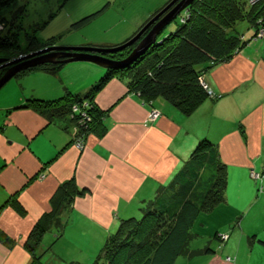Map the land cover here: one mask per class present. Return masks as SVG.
<instances>
[{
  "label": "crops",
  "instance_id": "obj_1",
  "mask_svg": "<svg viewBox=\"0 0 264 264\" xmlns=\"http://www.w3.org/2000/svg\"><path fill=\"white\" fill-rule=\"evenodd\" d=\"M253 32L254 28L240 32L246 41L239 50L202 70V79L213 95L191 114L161 97L151 103L144 101L124 79L111 78L95 97L104 111L106 131L101 136L88 133L82 148L71 142L72 124L48 122L38 110L20 105L28 97L55 98L66 89L84 92L97 79L93 67L77 65L78 79L69 82L61 75L39 70L16 77L18 81L3 87L0 205L16 193L25 214L9 204L1 207L0 229L14 243L7 246L0 241V264H40L24 248V239L50 208L54 189L71 177L88 191L76 196L70 209L61 213V230L54 225L46 230L38 248L39 260L45 264H91L120 219L136 215L159 185L169 183L201 137L216 144L218 158L227 167L221 203L236 211L264 203V192H256L261 183L264 187V36L250 38ZM84 68H90L91 76ZM153 107L160 114L148 120ZM251 171L261 173L262 180L254 178ZM38 172L43 176H36ZM202 173V178H207L210 170Z\"/></svg>",
  "mask_w": 264,
  "mask_h": 264
},
{
  "label": "trees",
  "instance_id": "obj_2",
  "mask_svg": "<svg viewBox=\"0 0 264 264\" xmlns=\"http://www.w3.org/2000/svg\"><path fill=\"white\" fill-rule=\"evenodd\" d=\"M15 1L0 0V10ZM169 1L156 9L125 40L135 35ZM98 12L85 16L74 24L83 23ZM177 15L179 23L173 30L164 32V25L134 61L123 67L106 66L104 73L84 92L66 89L55 98L28 97L20 106L38 110L48 122L65 120L68 125L74 119H81L73 126L76 125L82 134L91 132L101 136L106 131L104 111L97 105L95 97L106 82L118 76L126 81L134 93L142 96L144 101L151 103L154 98L161 97L183 113L191 114L209 96L199 78L202 70L229 59L245 43L240 32L230 33L238 21L247 20L254 31L257 26L264 25V0L253 4L246 0H191L173 18ZM6 25V18L0 14V56L9 57L19 52L21 46L17 40V31L9 28L7 32H2ZM149 28L150 26L140 37ZM253 34L250 38L254 37ZM34 41L35 37L31 40V46L35 45ZM135 45L136 42L121 50L102 54L116 60L123 59ZM104 46L113 44L100 47ZM63 64L64 62L40 63L16 72L13 77H20L30 70L56 74ZM74 105L77 106L76 110H73ZM80 137L82 140L86 139L84 135L82 137L80 134ZM205 168L210 173L207 178H202L200 174ZM256 179L261 181L262 174L259 173ZM226 185L227 167L218 158L216 144L207 137H201L169 183L159 185L154 197L142 205V216L120 219L115 230L105 237L91 264H99L98 258H102L104 264H176L178 255L192 257L201 253L213 254L215 250L209 246L194 249L190 247V241L196 235L192 231V225L200 212L210 211L225 200ZM260 189H263L262 183ZM87 191V188L78 187L73 177L57 186L50 197V209L33 223L23 242L33 261L45 264L39 260L38 254L44 233L52 224L61 230V213L70 209L76 196ZM5 204L11 205L18 213L25 214V208L16 197L9 196L0 207ZM0 241L7 246L14 243L1 229Z\"/></svg>",
  "mask_w": 264,
  "mask_h": 264
},
{
  "label": "rangeland",
  "instance_id": "obj_3",
  "mask_svg": "<svg viewBox=\"0 0 264 264\" xmlns=\"http://www.w3.org/2000/svg\"><path fill=\"white\" fill-rule=\"evenodd\" d=\"M167 1L16 0L10 6L5 5V7H2L0 14L6 18L7 22L6 28L2 32H7L9 28L12 31H17V40L21 50L15 55L12 54L9 57L4 55V57L9 60L51 45L94 44L101 46L120 44L126 41L125 38L132 34L144 20ZM97 11L99 12L89 20L74 24V22ZM12 23L14 24L13 27ZM178 23L179 15L172 18L163 31L173 30ZM251 26L247 20H241L236 23L233 30H230V33H246L251 31ZM33 37H35L33 42L35 45L31 46ZM77 65H90L93 67L96 78H99L105 70L104 66L93 61L72 60L64 62L56 74L65 77L68 82L77 80L80 72ZM97 69H102V73H97ZM3 70L4 68H0V76L4 73L5 70ZM84 70L86 74L91 76L90 68H84ZM32 71L39 70H30L22 76L28 75ZM199 78L202 79L201 74ZM16 81H18V78L11 77L0 87V90ZM208 95H213V93H208ZM76 107L73 106V108ZM156 112V108L153 107L148 112L147 119L152 120L149 116L154 115ZM79 121L81 119H74L71 124L74 125ZM74 133L71 142L76 148H79L78 142L80 139L78 137H80V134L82 137L83 135L86 136L88 132L82 134L76 127ZM82 142L84 147L85 140H82ZM40 172L36 176L42 177L43 174ZM208 172V168H205L202 174L206 175ZM256 192L257 194L264 192V187L260 189V185H258ZM11 196L17 198L16 193ZM245 208L236 211L230 205L219 203L210 211L200 212L192 225V231L196 235L191 239L190 247L194 249L209 246L215 250L217 255L215 253H201L192 257L178 255L176 264H264V203L259 202L251 208L247 206ZM133 216L140 218L142 211ZM254 233H256V236L253 235ZM94 259L91 262H94ZM97 261L99 264H104L102 258H98Z\"/></svg>",
  "mask_w": 264,
  "mask_h": 264
},
{
  "label": "water",
  "instance_id": "obj_4",
  "mask_svg": "<svg viewBox=\"0 0 264 264\" xmlns=\"http://www.w3.org/2000/svg\"><path fill=\"white\" fill-rule=\"evenodd\" d=\"M191 0H170L159 11H157L130 39L113 46L92 45H51L45 46L22 56L7 60L0 56V68H6L0 76V87L6 83L14 74L22 69L44 63V62H67L72 60H88L96 62L104 67H123L134 61L155 39L156 33L166 25L182 8ZM150 26L148 31L140 37ZM136 42L130 53L123 59H113L102 52L121 50Z\"/></svg>",
  "mask_w": 264,
  "mask_h": 264
},
{
  "label": "built area",
  "instance_id": "obj_5",
  "mask_svg": "<svg viewBox=\"0 0 264 264\" xmlns=\"http://www.w3.org/2000/svg\"><path fill=\"white\" fill-rule=\"evenodd\" d=\"M247 1V3H249V4H253V3H255L256 1H258V0H246ZM261 22V19H259L258 20V23H260ZM254 37H262V36H264V25L263 24H261V25H259V28H257L255 31H254ZM200 81H201V84L207 89V91H208V93H210V94H212V90L210 89V88H208L207 86H206V84H205V82L203 81V79H201L200 78ZM74 106H76V105H74ZM77 108H73V110H76ZM153 111V110H152ZM151 111V112H152ZM156 113H154V115H152V116H149V118L150 119H155L160 113V111L159 110H157V108H156ZM79 139V142H78V145H79V148H82L83 147V142H82V138H80V137H78ZM251 175L254 177V178H256V177H258V175H259V173L258 172H256V171H251Z\"/></svg>",
  "mask_w": 264,
  "mask_h": 264
}]
</instances>
